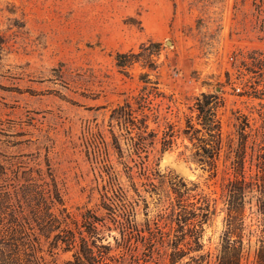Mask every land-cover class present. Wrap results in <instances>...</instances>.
Listing matches in <instances>:
<instances>
[{"label":"rangeland","instance_id":"374dc122","mask_svg":"<svg viewBox=\"0 0 264 264\" xmlns=\"http://www.w3.org/2000/svg\"><path fill=\"white\" fill-rule=\"evenodd\" d=\"M256 51L262 66L252 59ZM120 106L133 119L147 115L145 133H209L204 115L214 121L211 133H222L214 177L188 158L186 138L163 153L157 142L147 160L165 187L178 176L217 197L202 240L214 255L227 157L238 133H264V0H0V185L12 183V169L49 163L64 206L101 215L109 171L121 172L126 162L140 196L123 171L118 181L135 220L152 218L158 196L141 184V160L127 156L136 128L116 117ZM112 235L115 228L111 243ZM247 252L242 264H254L253 243ZM46 257L61 263L71 253ZM113 257L111 264L120 259Z\"/></svg>","mask_w":264,"mask_h":264},{"label":"trees","instance_id":"16d2710c","mask_svg":"<svg viewBox=\"0 0 264 264\" xmlns=\"http://www.w3.org/2000/svg\"><path fill=\"white\" fill-rule=\"evenodd\" d=\"M256 53L252 59L262 66L263 59L258 57L263 52ZM199 106L204 112L205 105ZM116 114L136 128L129 136L132 152L127 156L134 160V154L141 160L137 175L146 186L144 190L158 196L160 209L142 223L135 220L134 206L118 181L123 171L140 196L132 166L126 162H122L121 172L107 166L110 179L98 205L105 210L101 215L86 206L68 210L49 163L44 170L12 169V183L0 185V264H111L115 255L120 259L112 264H242L252 243L253 263L264 264V133H238L237 148L229 151L231 165L219 194L224 228L213 255L204 250L202 240L205 225L217 212V197L204 192L198 182L178 176L169 177L165 187V180L147 162L148 149H154L157 142L160 148L156 153H163L182 137L192 145L188 158L207 167L211 177L216 176L222 133H211L212 118L203 116L209 133H145L146 114L133 119V110L126 111L125 106ZM117 152L123 158L120 147ZM141 152L146 154L142 157ZM246 161L253 164L246 166ZM112 228L118 236L112 235L111 243ZM57 251L70 252L71 258L58 263L46 257L47 252L51 256Z\"/></svg>","mask_w":264,"mask_h":264}]
</instances>
